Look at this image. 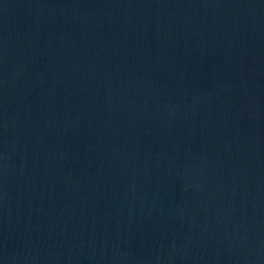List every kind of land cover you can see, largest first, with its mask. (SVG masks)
I'll list each match as a JSON object with an SVG mask.
<instances>
[{"label":"water","instance_id":"water-1","mask_svg":"<svg viewBox=\"0 0 264 264\" xmlns=\"http://www.w3.org/2000/svg\"><path fill=\"white\" fill-rule=\"evenodd\" d=\"M0 264H264V0H0Z\"/></svg>","mask_w":264,"mask_h":264}]
</instances>
